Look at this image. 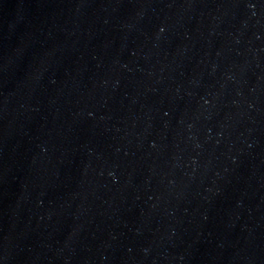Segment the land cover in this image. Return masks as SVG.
<instances>
[{
	"label": "water",
	"instance_id": "obj_1",
	"mask_svg": "<svg viewBox=\"0 0 264 264\" xmlns=\"http://www.w3.org/2000/svg\"><path fill=\"white\" fill-rule=\"evenodd\" d=\"M0 264H264V0H0Z\"/></svg>",
	"mask_w": 264,
	"mask_h": 264
}]
</instances>
